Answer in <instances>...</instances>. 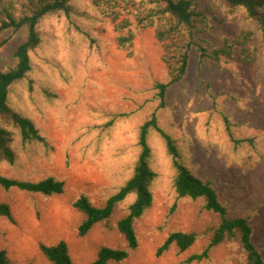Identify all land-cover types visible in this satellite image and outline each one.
I'll return each mask as SVG.
<instances>
[{"label":"rangeland","instance_id":"1","mask_svg":"<svg viewBox=\"0 0 264 264\" xmlns=\"http://www.w3.org/2000/svg\"><path fill=\"white\" fill-rule=\"evenodd\" d=\"M97 25L101 57L97 61L84 55L78 72L69 73L71 85H57L60 98L56 107L35 113L47 145H19L12 163L0 160V174L26 180L54 176L63 181V191L52 195L0 187V202L8 203L12 214V219L0 216V250L12 264H51L39 245L61 240L73 264H88L102 246L126 247L117 221L127 212L131 198L118 202L108 219L93 224L83 235L78 234L83 214L72 203L85 194L101 206L129 176L137 154L136 128L155 107L154 84L163 79L165 69L153 28L139 29L126 50L116 45L118 32L113 22ZM212 26V39L220 31L236 36L240 29L237 23L214 22ZM7 34L0 32L1 68L13 63L12 51L21 38L7 39ZM238 53L235 48L228 62L198 65L197 53L192 50L182 85L173 86L166 97L167 106L157 114L160 125L184 142L190 169L215 187L229 214L249 218L252 240L264 260V76L259 64H244ZM34 60L40 61L38 53ZM219 90L235 92L237 102L231 109L223 107L230 99L218 95ZM221 105V112L229 118V130L218 112ZM121 113L130 116L119 123L120 128H106L104 133L86 131L87 125H101ZM248 134L256 136L257 151L233 153L229 135L239 138ZM150 140L156 173L153 201L133 222L137 246L125 259L106 264L242 263L244 253L238 240L218 243L202 260L186 261L207 245L217 217L204 208L202 198L176 195L162 144L156 136ZM177 230L195 232V242L184 251L171 244L157 255L158 246Z\"/></svg>","mask_w":264,"mask_h":264},{"label":"trees","instance_id":"2","mask_svg":"<svg viewBox=\"0 0 264 264\" xmlns=\"http://www.w3.org/2000/svg\"><path fill=\"white\" fill-rule=\"evenodd\" d=\"M121 14L124 15L120 18ZM109 21L118 32L116 45L126 50L130 49L139 29L153 28L165 74L154 84L155 107L136 128L137 154L129 176L101 206L94 205L85 194H80L72 203L83 214L78 225V234L83 235L93 224L108 219L118 202L131 198L127 212L117 221L126 247L102 246L88 264L121 261L137 246L133 222L153 201L152 183L156 173L152 168V136L158 137L170 162L176 195L202 198L204 208L217 217L207 245L186 261L202 260L218 243L238 240L244 253V261L240 264H264L252 240L253 227L249 218L229 214L215 187L190 169L184 142L176 133L160 125L157 114L158 109L167 106L166 97L173 86L182 85L192 50L197 53L198 65H202L206 61L228 62L235 48L239 49L242 62H256L264 76V0H0V32L7 31V39L21 35L12 51L13 63L0 67V160L12 163L19 145H47V136L35 113L56 107L60 98L57 85H71L69 73L78 72L84 55L98 61L102 45L96 35L97 23ZM214 22L237 23L240 29L236 36L220 31L212 39L209 36ZM37 53L40 61L34 60ZM217 93L230 99L223 107L231 109L237 102L233 90ZM221 109L222 105L218 112ZM129 116L130 113H121L101 125L89 124L86 131L104 133L106 128H120L119 123ZM221 116L229 130L228 116L223 112ZM229 136L233 153L243 149L257 151L256 136ZM0 187L52 195L63 191V181L54 176L26 180L0 174ZM0 216L12 219L8 203L0 202ZM195 240L193 231H172L158 246L156 254L160 255L171 244L178 251H184ZM39 248L51 264H73L62 240L51 245L40 244ZM0 264H12L4 250H0Z\"/></svg>","mask_w":264,"mask_h":264}]
</instances>
